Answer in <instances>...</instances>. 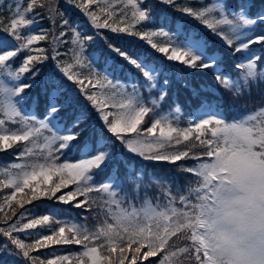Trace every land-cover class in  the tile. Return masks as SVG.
Instances as JSON below:
<instances>
[{
	"label": "snow or ice",
	"instance_id": "1",
	"mask_svg": "<svg viewBox=\"0 0 264 264\" xmlns=\"http://www.w3.org/2000/svg\"><path fill=\"white\" fill-rule=\"evenodd\" d=\"M58 2L29 0L23 8L17 3L9 24L0 28V152L13 150L9 154L15 157L10 165L0 167V220L7 225L0 227V236L6 238L0 243V264H72L73 259L76 264H264V106L231 117L202 112L186 127L174 122L171 113L157 112L173 83L169 71L194 96L200 93L188 81V70H214L217 82L235 98L250 95L253 86L264 83V0L231 4L215 0L199 7L192 5L200 0H158L165 10L180 14L175 22L170 16L157 15L147 0H65L87 18L96 30L94 35H82L69 25L58 11ZM36 8L48 13L53 26H67L53 36L54 43H67L63 37L73 33L72 62L57 60L56 66L79 85V93L112 138L100 134L94 144L79 142L93 126L88 123L90 113L80 105L79 115L71 122L61 116L80 102L77 93L68 91L54 75L43 85L47 95L43 116L24 111L23 102L31 99L26 90L37 85L43 74L40 66L49 60L46 49L34 47L50 31L41 28L39 34H32L41 15ZM184 18L194 20L229 55H240L238 78L222 74V53L196 28H185ZM149 22L158 26L150 28ZM103 29L116 35H102ZM122 35L138 38L148 47L133 52L118 46L115 40ZM97 41L101 47L86 56L85 45ZM152 50L162 56L150 59ZM97 53L105 66L103 73L94 69ZM61 55L56 52L51 58ZM125 64L139 71L149 93L159 86L158 98L150 101L152 107L135 84L128 92L113 78ZM176 65L182 66L179 72ZM62 93L66 95L61 100ZM180 111L177 106L176 121ZM150 116V125L142 127ZM116 141L123 152L117 151ZM73 150L79 152V159L70 162L68 153ZM128 156L166 162L193 179L183 187L155 176L150 177L151 183H142L146 169L130 163ZM188 160L195 163L188 166ZM102 173L107 175L98 180ZM125 182L131 190L124 187ZM153 185L162 199L149 197ZM26 189L30 190L27 198L18 199ZM43 200L77 209L96 206L102 222L89 229L59 219L63 213L54 207L47 208V214L25 208ZM13 202L23 209L18 216ZM8 209L15 219L8 217ZM72 244L81 245L82 250L43 259L32 255Z\"/></svg>",
	"mask_w": 264,
	"mask_h": 264
},
{
	"label": "trees",
	"instance_id": "2",
	"mask_svg": "<svg viewBox=\"0 0 264 264\" xmlns=\"http://www.w3.org/2000/svg\"><path fill=\"white\" fill-rule=\"evenodd\" d=\"M29 0H0V28L6 27L10 19L14 16V8L19 3L22 8L26 7ZM215 0H200V4H193V7H199L201 4L210 5L214 3ZM234 0H229V3H233ZM147 3L152 6L153 11L159 15H167L170 16L171 20L175 22L176 19L180 17L179 13L174 11L165 10V6L160 4L158 0H147ZM36 12H39L41 15L37 17V24L34 25L36 31L32 34H39V29H49L48 38L46 40L40 41L39 44L34 45V47H42L46 49L47 54L49 55V60L46 61L40 67L42 68V75L38 78V83L35 87L30 90H26L29 97L24 101V111L26 113H36L38 118L43 116V113L47 104V95L43 90V85L47 77L55 76L57 80L60 81L61 85L68 89V91H75L78 95L79 104L73 105L65 111L61 112V116L68 122H71L77 115L80 113V105H83L87 108V111L90 113V123L91 127L88 128L86 132H84L80 137V143L90 142L92 144L95 143L97 137L100 134H103L105 137H111V134L107 132V130L103 126V122L97 118V112L90 106L89 102H87L86 98L79 93V85H76L73 81H69L66 77L63 76L62 73L59 72L57 68V60L64 62H72V52L75 48L74 45L71 44V39L73 33L68 31V34L63 37V40L67 41V43H59L56 44L53 42V36H59L61 31H64L67 26H53L48 18V13L41 8H36ZM58 11L63 13V17L67 18L69 21V25L75 27L79 30L82 35H94L96 30L91 27L90 22L87 18L77 9L74 5H70L65 2V0H59L58 2ZM256 11L255 8L252 9L254 13ZM183 24L185 28H196L200 31L201 35H204L209 42L213 45V48L219 49L224 57V69L222 70V74H229L232 78H238L242 72L237 69L236 65L241 61V57L239 54L236 56H231L228 54V51L224 49L219 43H217L213 37L209 36L206 32L203 31L201 26H198L197 23L188 18L183 19ZM57 25H60V17H57ZM158 25H153L149 22V27H155ZM102 35H107L109 37H114L116 34H112L107 29L100 30ZM159 42V41H157ZM179 42V41H178ZM115 43L118 46L125 47L130 49L133 52H143L145 51L146 43L144 41H140L138 38L130 37L126 35H122V38L116 39ZM101 47L100 42L97 41L96 45H93L91 42L85 45V55L89 56L93 48ZM212 49H210L211 51ZM56 52H60L62 55L57 57L56 60H53L51 57L55 56ZM104 54H108V49L106 47L103 48ZM64 53H67L64 55ZM162 54L155 53V50H152L149 53V58H159ZM175 62H169V64H173ZM182 66L176 65V71L179 72ZM103 60L99 58V53H97V64L94 66L96 72L103 73L104 71ZM214 70H204V71H193L188 70L187 79L191 82L192 86L199 91V96H194L193 92L184 87L182 84L175 82L177 77L169 71L167 73L170 80L173 81L170 85L169 95L165 101L160 103L157 112L161 115L172 114V119L174 122H178L180 127L188 126V122L191 115L194 114L195 110L203 106L202 108H216L217 110H222L224 115L230 117L232 113H235L236 108L239 106L246 107V113L255 110L259 106H264V83H260L259 87L253 86L251 88V94L245 93L240 98H235L231 91L223 88L215 79L213 75ZM114 79L118 80L122 83L128 92L132 91L133 84L139 89L141 95L145 98V102L149 107H152L150 101L151 99L158 98L159 86L157 89H153L151 93L147 91L146 88L143 87L144 78L136 70L134 67L125 64L122 71H117L114 73ZM51 91V88H49ZM66 94L62 93L60 99L62 100ZM33 100L36 102L33 103ZM203 101V104H202ZM179 106L181 111L179 113V121H176V113L175 109ZM191 116V117H190ZM151 123V116L145 118V122L142 127H147ZM81 127H84L82 124ZM114 139V138H113ZM115 147L118 152H123L124 150L120 146V142L116 141ZM13 150H9L8 152H0V167L5 165H10L15 157L9 153ZM68 159L70 162H75L79 159V152L73 150L68 153ZM127 159L130 163L134 164L136 167L143 166L146 169V174L142 183H151L150 177L155 176L157 179L167 182L178 183L181 187L185 186L190 180L193 179L191 174L179 172L177 168L173 165H170L166 162H144L135 156H128ZM63 160V157H61ZM22 162V161H16ZM184 163V162H179ZM188 166H191L195 163L193 160H188ZM111 168V165L109 166ZM125 174V169L123 165H121L120 175L123 176ZM107 173H102L98 180L104 179ZM56 181L54 177L53 182ZM71 187V186H70ZM125 188L131 190L132 186L125 182ZM70 189H62V191H68ZM11 190L5 189L4 192H10ZM143 191V189H142ZM30 190L26 189L25 194H18V199L27 198L26 194L29 193ZM59 195V194H58ZM96 196V193H93ZM148 195L150 198L162 199L160 192L157 187L153 185L150 189H148ZM139 204V201H137ZM35 206V207H34ZM54 207L60 211H62V215L58 218L69 223H78L85 224L89 229H94L98 224L102 222L103 216L102 212L96 206H93L92 209H88L87 207H83L80 209L75 208L72 204H61L56 201H33L31 205L25 204V208L33 209V212H39L40 214H47L46 209ZM12 209L15 210L17 216L23 209H20L18 205L13 202ZM8 217H13V212L11 209L6 210ZM0 216H3V213H0ZM12 220H9L8 223H11ZM26 222V221H25ZM7 225L0 220V227H6ZM47 234V233H46ZM22 239L25 238L23 233L19 234ZM34 237L27 239L26 242H31ZM6 240L5 237L0 236V243ZM82 250L81 245H56L52 246L48 249H40L38 252H33L32 255H39L42 259L44 257L51 258L52 254L56 255H68L72 256L75 253H78ZM8 259V257H5ZM39 264V262H38ZM67 264V262H65ZM72 264H76V260H72Z\"/></svg>",
	"mask_w": 264,
	"mask_h": 264
},
{
	"label": "rangeland",
	"instance_id": "3",
	"mask_svg": "<svg viewBox=\"0 0 264 264\" xmlns=\"http://www.w3.org/2000/svg\"><path fill=\"white\" fill-rule=\"evenodd\" d=\"M203 112H217V113H219V114H221V115H223L224 114V112L222 111V110H217L216 108H210V109H205ZM202 112H201V109L198 111V113L196 114V111H195V113L193 114V115H191L190 117V120L189 121H191V119L193 118V116H194V118H195V120L198 118V116L201 114ZM243 113H246V107H245V105L244 106H238L237 108H236V110H235V113H232L231 114V116L232 115H239V114H243ZM224 116V115H223ZM230 116V117H231ZM194 118L192 119V121H195L194 120Z\"/></svg>",
	"mask_w": 264,
	"mask_h": 264
}]
</instances>
